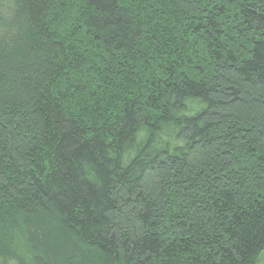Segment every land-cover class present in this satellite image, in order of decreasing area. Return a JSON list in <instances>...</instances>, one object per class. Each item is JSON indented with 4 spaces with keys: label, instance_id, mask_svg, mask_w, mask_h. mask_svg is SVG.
<instances>
[{
    "label": "trees",
    "instance_id": "16d2710c",
    "mask_svg": "<svg viewBox=\"0 0 264 264\" xmlns=\"http://www.w3.org/2000/svg\"><path fill=\"white\" fill-rule=\"evenodd\" d=\"M264 0H0V264H258Z\"/></svg>",
    "mask_w": 264,
    "mask_h": 264
},
{
    "label": "rangeland",
    "instance_id": "374dc122",
    "mask_svg": "<svg viewBox=\"0 0 264 264\" xmlns=\"http://www.w3.org/2000/svg\"><path fill=\"white\" fill-rule=\"evenodd\" d=\"M258 264H264V251L262 252V254L259 258Z\"/></svg>",
    "mask_w": 264,
    "mask_h": 264
}]
</instances>
